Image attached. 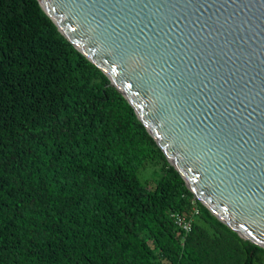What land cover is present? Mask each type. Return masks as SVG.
<instances>
[{"label":"trees","instance_id":"16d2710c","mask_svg":"<svg viewBox=\"0 0 264 264\" xmlns=\"http://www.w3.org/2000/svg\"><path fill=\"white\" fill-rule=\"evenodd\" d=\"M0 264H264L37 0H0Z\"/></svg>","mask_w":264,"mask_h":264},{"label":"water","instance_id":"95a60500","mask_svg":"<svg viewBox=\"0 0 264 264\" xmlns=\"http://www.w3.org/2000/svg\"><path fill=\"white\" fill-rule=\"evenodd\" d=\"M187 188L264 249V0H37Z\"/></svg>","mask_w":264,"mask_h":264},{"label":"built area","instance_id":"2783aa9c","mask_svg":"<svg viewBox=\"0 0 264 264\" xmlns=\"http://www.w3.org/2000/svg\"><path fill=\"white\" fill-rule=\"evenodd\" d=\"M197 215H198V210H197V208H194L193 209V217L190 219H185L176 213H172L171 218H172L175 226L179 230H181L184 234H187L191 231L194 217H196Z\"/></svg>","mask_w":264,"mask_h":264},{"label":"rangeland","instance_id":"374dc122","mask_svg":"<svg viewBox=\"0 0 264 264\" xmlns=\"http://www.w3.org/2000/svg\"><path fill=\"white\" fill-rule=\"evenodd\" d=\"M154 169L153 167H148L144 170H142L140 173H139V178L140 180L145 183L146 181H151L153 178H154ZM152 187L154 186V184L151 185Z\"/></svg>","mask_w":264,"mask_h":264}]
</instances>
